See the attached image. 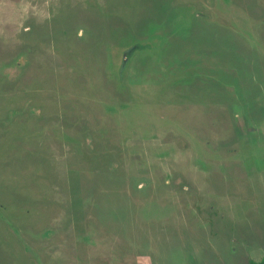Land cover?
Listing matches in <instances>:
<instances>
[{
	"label": "rangeland",
	"instance_id": "rangeland-1",
	"mask_svg": "<svg viewBox=\"0 0 264 264\" xmlns=\"http://www.w3.org/2000/svg\"><path fill=\"white\" fill-rule=\"evenodd\" d=\"M264 256V0H0V264Z\"/></svg>",
	"mask_w": 264,
	"mask_h": 264
},
{
	"label": "trees",
	"instance_id": "trees-1",
	"mask_svg": "<svg viewBox=\"0 0 264 264\" xmlns=\"http://www.w3.org/2000/svg\"><path fill=\"white\" fill-rule=\"evenodd\" d=\"M249 264H264V256L261 258L260 261L256 262V261H250Z\"/></svg>",
	"mask_w": 264,
	"mask_h": 264
}]
</instances>
